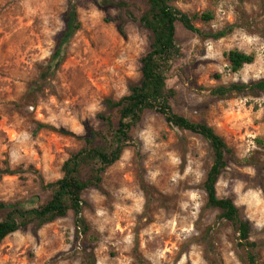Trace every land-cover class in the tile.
<instances>
[{
  "label": "rangeland",
  "instance_id": "374dc122",
  "mask_svg": "<svg viewBox=\"0 0 264 264\" xmlns=\"http://www.w3.org/2000/svg\"><path fill=\"white\" fill-rule=\"evenodd\" d=\"M102 1L126 3L136 19ZM68 4L0 0V204H44L50 192L41 183L61 179L87 129H101L97 116L109 114L104 102L128 95L141 80L152 35L139 22L148 9L140 0H78L81 29L57 73L40 80ZM174 6L190 16L211 12L213 21H195L205 34L233 27L214 40L178 24L181 57L167 86L176 91V114L211 126L233 151L217 195L232 199L250 221L264 264V95H211L217 86L264 79V0H175ZM231 50L254 54V63L232 73L224 57ZM132 136L100 187L83 195L86 234L76 230L72 212L31 225L2 242L0 264H86L89 258L97 264H245L232 227L206 206L202 186L213 163L208 143L171 128L156 112H146Z\"/></svg>",
  "mask_w": 264,
  "mask_h": 264
},
{
  "label": "trees",
  "instance_id": "16d2710c",
  "mask_svg": "<svg viewBox=\"0 0 264 264\" xmlns=\"http://www.w3.org/2000/svg\"><path fill=\"white\" fill-rule=\"evenodd\" d=\"M140 1L145 2L148 9L139 22L152 35L150 49L141 60L140 82L133 84L128 95L121 99H108L104 102L109 114L102 113L97 116L102 125L101 129H87L86 136L82 138V147L64 162L61 179L50 184L41 183L42 190L50 192V197L44 204L40 206H30L21 202L0 204V212L4 213L0 220V245L7 237L22 229L31 225L40 228L52 224L66 218L70 212L74 214L76 230L80 234H86L89 228L83 217L84 193L100 187L106 171L121 159L124 151L134 142L132 131L141 123L144 114L156 112L164 117L171 128L198 135L208 143L213 163L202 186L207 198L206 206L217 211L219 220L232 227L236 234L237 248L246 253L244 263L260 264L257 252L259 246L252 241L253 228L250 221L242 217L232 199L219 198L217 195V184L228 168L229 161L234 157L233 151L211 126L192 122L176 114L172 108L176 91L167 86L168 74L173 63L181 57V49L176 40L178 24L193 34L214 40L225 38L233 27L205 34L196 27L195 21L203 23L213 21L214 15L211 12L190 16L174 6L175 0ZM101 5L103 7L113 5L124 11L131 20L136 19L124 2L102 1ZM77 7L78 0H69L63 16L64 30L56 39L49 63L40 75L41 81H47L57 73L66 59L71 39L81 29ZM224 57L232 73L253 64L256 58L254 54L239 50L228 51ZM214 79L220 81L221 75L216 74ZM211 95L220 100L236 96L258 98L264 95V79L217 86L211 90ZM61 133L74 136L71 132ZM6 173L15 174L11 170H7ZM86 264L97 263L94 258H89Z\"/></svg>",
  "mask_w": 264,
  "mask_h": 264
}]
</instances>
